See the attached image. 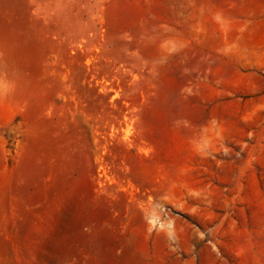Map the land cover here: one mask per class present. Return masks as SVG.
<instances>
[{"label":"rangeland","instance_id":"1","mask_svg":"<svg viewBox=\"0 0 264 264\" xmlns=\"http://www.w3.org/2000/svg\"><path fill=\"white\" fill-rule=\"evenodd\" d=\"M0 264H264V0H0Z\"/></svg>","mask_w":264,"mask_h":264}]
</instances>
